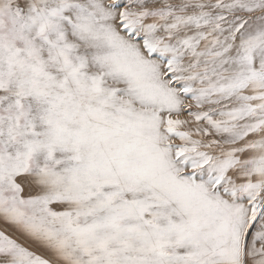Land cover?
I'll return each instance as SVG.
<instances>
[{"label": "snow or ice", "instance_id": "snow-or-ice-1", "mask_svg": "<svg viewBox=\"0 0 264 264\" xmlns=\"http://www.w3.org/2000/svg\"><path fill=\"white\" fill-rule=\"evenodd\" d=\"M0 264H264V0H0Z\"/></svg>", "mask_w": 264, "mask_h": 264}]
</instances>
